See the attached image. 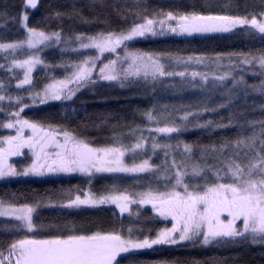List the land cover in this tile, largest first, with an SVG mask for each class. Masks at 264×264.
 I'll use <instances>...</instances> for the list:
<instances>
[{"label":"snow or ice","instance_id":"6c2138e0","mask_svg":"<svg viewBox=\"0 0 264 264\" xmlns=\"http://www.w3.org/2000/svg\"><path fill=\"white\" fill-rule=\"evenodd\" d=\"M38 5L39 0H26L22 15L13 18L20 23L25 37L0 43L4 60L0 70L7 75V82L0 80V114L4 117L0 128L15 133L0 136V180L73 173L89 178L103 173L136 177L149 174L151 179L142 190L136 188L139 180L130 186L113 183L99 192L91 188L87 192L69 190L61 194L58 206L81 209L115 205L119 217L127 213L138 219L141 206L151 205L155 217L172 223L170 227L148 229L120 219L118 225L107 230L71 227L51 232L50 225L40 223L38 217L34 220L40 201L0 199V217L15 221L4 229L13 237L0 241V264H142L140 253L162 246H264V120L252 122L250 132L242 131L234 139L222 138L207 145L188 143L179 138L181 133L193 128L209 132L230 128L234 126L232 120L202 119L205 113L217 111L205 106L196 111L185 110L177 122L173 113H157L153 106L139 115L155 127L130 128L127 138L134 142L125 143L123 134H118L104 145H95L82 132L70 130L63 123L28 118L25 114L26 109L39 105L67 104L78 93L101 82L120 88L142 82L154 89L165 77L188 75L175 71L173 66L187 68L211 61L220 67L223 54L182 56L144 52L133 45L140 39L170 33L191 36L228 33L238 28L252 39L264 40V0H258V10L245 15L150 11L144 0H133L131 19L122 15L126 27L106 28L93 35L66 32L62 26L65 14L60 11L47 17V29L30 26L29 10H36ZM73 14L90 22L74 8ZM53 21L59 30L50 26ZM50 48L59 49L61 54L76 53V58L51 63L42 56ZM226 59L227 70L214 80H230L232 89H250L264 96V48L228 53ZM38 66L43 67V81L35 83L33 74ZM56 69L62 70L60 76L53 74ZM249 72L259 83L249 84L244 79ZM190 75L208 79L205 73L192 71ZM25 150L30 154V163L18 170L9 160L25 156Z\"/></svg>","mask_w":264,"mask_h":264},{"label":"trees","instance_id":"16d2710c","mask_svg":"<svg viewBox=\"0 0 264 264\" xmlns=\"http://www.w3.org/2000/svg\"><path fill=\"white\" fill-rule=\"evenodd\" d=\"M26 0H0V43H11L23 39L26 35L18 20L13 19L22 15V5ZM133 0H40L35 11L29 10V25L47 29L49 22L47 17L53 11L64 13L63 28L66 32L85 33L93 35L106 28L119 30L126 27L122 15H128ZM145 6L150 11H172L174 14L190 12H211L220 15H245L247 12L258 10V0H144ZM73 8L82 15L85 23L73 14ZM119 13V14H118ZM55 30V22L50 25ZM136 49L144 52L171 53L173 55H205L215 57L223 54L221 64L228 63L226 56L232 52H249L264 48V40L259 37L252 39L243 29H236L228 33L195 34L186 36H166L155 39H140L133 45ZM18 55H20L18 53ZM47 61L58 63L61 59H75L76 53L66 52L61 54L59 49L52 48L42 54ZM3 53H0V63H4ZM21 58H23L21 56ZM211 62V61H210ZM195 65V64H193ZM43 67L37 68L33 74L35 83L43 81ZM57 76L62 74L61 69L53 73ZM249 84H257L259 80L249 79ZM0 80L7 82V75L0 70ZM252 81V82H251ZM14 83V82H13ZM178 83L170 84L158 82L153 89L151 85L139 83L131 87L120 88L116 84L101 82L91 90L78 93L74 101L61 104L53 102L47 105H39L38 108L26 109L28 118H46L52 123H63L70 130L82 132L84 138L92 141L95 145H104L113 140L118 134H123L124 142L129 141L127 133L130 128L137 126H153L147 121H142L139 112L153 106L156 112L173 113L179 122V117L185 110L196 111L207 106L216 108V112L204 114L202 119H223L227 122L232 120L233 127L209 132L203 129H190L180 134V139L188 143L212 144L222 138H236L242 131H251L254 121L264 120V96L243 89L222 91L218 89H194L184 90L179 88ZM225 105V107H220ZM67 108V112L65 109ZM72 108L76 111L73 113ZM4 119L0 114V120ZM191 119V118H190ZM160 126H163L161 124ZM255 127L259 129V125ZM12 134L8 129L0 128V136ZM176 134H173L175 136ZM164 139L163 136L160 137ZM175 143V140L172 141ZM155 160V159H154ZM22 162L16 161V166L21 167ZM151 177L128 176L124 174H97L89 178L85 176H61L46 179H16L0 182V199L16 202H41V207L34 214V220L50 225L48 231L55 232L58 228L67 231L71 227L110 229L118 225L120 219L129 221L134 226L148 229H158L168 226L160 218L155 217L151 211V205L141 206V216L119 217V209L115 205L101 206L100 208L62 209L58 206L61 194L77 189L87 192L90 188L93 192H99L113 183L130 186L136 184L137 190ZM143 183V184H142ZM56 205V206H49ZM136 208L135 205L132 206ZM127 217V219H125ZM155 217V219H154ZM15 221L0 218V241L7 242L13 237L12 232L5 231ZM142 264H157L158 261L167 260L169 264H191V261H199V264H264V246L262 245H210L195 247L189 245L162 246L155 250H144L139 254Z\"/></svg>","mask_w":264,"mask_h":264},{"label":"rangeland","instance_id":"374dc122","mask_svg":"<svg viewBox=\"0 0 264 264\" xmlns=\"http://www.w3.org/2000/svg\"><path fill=\"white\" fill-rule=\"evenodd\" d=\"M193 35H195V34H193ZM166 36H186V35H177V34H171L170 33V34H166V35H163V36L158 35V36H155V37H150V38H147V39H155V38L166 37ZM50 49H52V48H50ZM50 49H48V50H50ZM227 64L228 63L221 64L222 66H220V67H217L216 64H213L211 62H209L206 65H190L187 68H185V66H183V65L173 66L175 71H177V72L184 71V72H187L188 75H186L183 78H181V77H165L164 78V83H167V82H170V84L178 83V84L181 85V86H179V88H181V89L183 88L184 90L186 89L188 91L189 90H194V89H200L202 91L205 90V89H211V91H216L218 89H223L222 91L226 92L229 89H232L231 81L229 80V81L220 82L218 80H214V78L222 75L227 70L226 69ZM39 67H41V66H38V68ZM192 71H196V72H199V73L207 74V77H208L207 81L202 80L200 76L192 78L191 75H190V73ZM247 74L249 76V79H255V80H252V81L259 80L257 77H254L250 72L247 73ZM244 79L246 80V77ZM255 93H257V92H255ZM151 127H155V125H153ZM9 131H11L12 134H15L14 130H9ZM145 135H147L146 132H145ZM129 142H134V141L131 140V139H129V141H125V143H129ZM25 153H26L25 156L10 158L9 163L13 164L18 170L26 167L30 163V154L27 152V150H25ZM153 159H157V158L153 157ZM16 161H18V162L24 161V162H22L23 165H21V167L18 168L16 166V164H15ZM103 174H108V173H103ZM76 175L82 176V175H80L78 173H73V174H50V175H45L43 177H36V176H31L30 175V176H27V177H24V176L10 177V178L4 179V180H0V182H4V181H8V180H16V179H46V178H52V177L76 176ZM124 175H127V174H124ZM128 176H132V175H128ZM140 176L150 177L149 174H140ZM148 181L146 182V184L148 183ZM140 190H142V189H140ZM0 218H2V219H11V218H7V217H0ZM164 222L168 224V227L171 226L172 222L170 220L169 221H164Z\"/></svg>","mask_w":264,"mask_h":264},{"label":"water","instance_id":"95a60500","mask_svg":"<svg viewBox=\"0 0 264 264\" xmlns=\"http://www.w3.org/2000/svg\"><path fill=\"white\" fill-rule=\"evenodd\" d=\"M40 1V0H39ZM30 11H35V10H30Z\"/></svg>","mask_w":264,"mask_h":264}]
</instances>
